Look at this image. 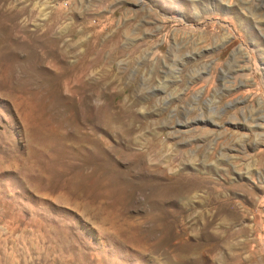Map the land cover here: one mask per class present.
<instances>
[{
    "label": "rangeland",
    "instance_id": "374dc122",
    "mask_svg": "<svg viewBox=\"0 0 264 264\" xmlns=\"http://www.w3.org/2000/svg\"><path fill=\"white\" fill-rule=\"evenodd\" d=\"M0 264H264V0H0Z\"/></svg>",
    "mask_w": 264,
    "mask_h": 264
},
{
    "label": "bare ground",
    "instance_id": "6f19581e",
    "mask_svg": "<svg viewBox=\"0 0 264 264\" xmlns=\"http://www.w3.org/2000/svg\"><path fill=\"white\" fill-rule=\"evenodd\" d=\"M118 138V137H117ZM118 140V139H117ZM116 140V141H117ZM143 146H145V148L147 149L146 151L147 152H151V153H153V152H155V150L153 149V147H155V144L153 143V141H152V139H144V141H143ZM138 188H140V189H143V187H140V186H138ZM148 189V188H147ZM154 189V188H153ZM160 189V188H159ZM151 192V191H150ZM161 192V191H160ZM158 193V192H157ZM155 194H156V192H155Z\"/></svg>",
    "mask_w": 264,
    "mask_h": 264
}]
</instances>
